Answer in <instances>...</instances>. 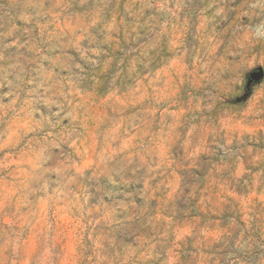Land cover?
<instances>
[{"label": "clouds", "instance_id": "9594fccd", "mask_svg": "<svg viewBox=\"0 0 264 264\" xmlns=\"http://www.w3.org/2000/svg\"><path fill=\"white\" fill-rule=\"evenodd\" d=\"M0 264H264V0H0Z\"/></svg>", "mask_w": 264, "mask_h": 264}]
</instances>
